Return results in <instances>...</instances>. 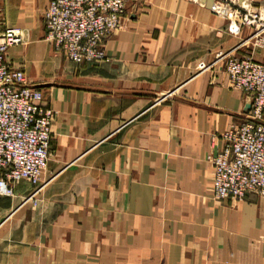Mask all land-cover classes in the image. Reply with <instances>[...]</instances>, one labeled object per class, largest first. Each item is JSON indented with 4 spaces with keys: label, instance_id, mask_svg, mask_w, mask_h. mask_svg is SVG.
Wrapping results in <instances>:
<instances>
[{
    "label": "crops",
    "instance_id": "0c3cea01",
    "mask_svg": "<svg viewBox=\"0 0 264 264\" xmlns=\"http://www.w3.org/2000/svg\"><path fill=\"white\" fill-rule=\"evenodd\" d=\"M47 5L0 0V28L24 35L6 61L56 112L39 203L21 204L27 180L0 195V264H264V195L215 199L207 158L251 95L223 61L201 67L249 28L231 34L209 1L126 0L108 59L77 63L46 39Z\"/></svg>",
    "mask_w": 264,
    "mask_h": 264
},
{
    "label": "built area",
    "instance_id": "2783aa9c",
    "mask_svg": "<svg viewBox=\"0 0 264 264\" xmlns=\"http://www.w3.org/2000/svg\"><path fill=\"white\" fill-rule=\"evenodd\" d=\"M210 1L213 12L228 20L231 34L249 32L233 50H220L201 67L223 61L229 84L251 95L246 118L232 124L222 134L223 147L207 156L214 166L211 190L215 199L264 195V58L253 54L257 48L264 52V6L252 0ZM125 12L126 0H48L46 39L71 61L107 60L105 40L120 28ZM23 42L22 28H0V195L16 196L17 183L27 180L32 189L21 204L37 205L51 179L44 174L56 112L42 105V90L28 82L24 70L6 61L9 47ZM244 46L252 52H233Z\"/></svg>",
    "mask_w": 264,
    "mask_h": 264
},
{
    "label": "water",
    "instance_id": "95a60500",
    "mask_svg": "<svg viewBox=\"0 0 264 264\" xmlns=\"http://www.w3.org/2000/svg\"><path fill=\"white\" fill-rule=\"evenodd\" d=\"M212 1L209 0V3H211Z\"/></svg>",
    "mask_w": 264,
    "mask_h": 264
}]
</instances>
